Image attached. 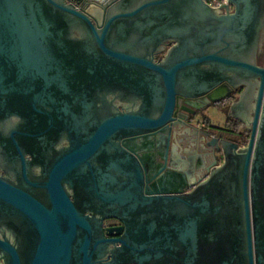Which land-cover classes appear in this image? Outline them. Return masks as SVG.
Listing matches in <instances>:
<instances>
[{
  "label": "water",
  "instance_id": "95a60500",
  "mask_svg": "<svg viewBox=\"0 0 264 264\" xmlns=\"http://www.w3.org/2000/svg\"><path fill=\"white\" fill-rule=\"evenodd\" d=\"M219 11L204 0H118L98 30L64 0H0V99L9 108L16 97L25 108L31 90L54 96L96 75L82 62L98 58L91 50L125 61L143 101L63 155L47 205L0 179V208L21 212L38 234L24 260L0 242L4 264H264V0H227ZM166 41L176 45L157 64ZM65 59L73 60L68 68ZM101 65L98 73L109 75L110 63ZM239 86L228 117L246 126L247 145L212 139L211 163L181 168L169 142L175 97L216 103ZM252 96L251 119L235 116ZM165 131V145L150 142ZM75 187L79 198L69 195ZM112 220L118 225H105Z\"/></svg>",
  "mask_w": 264,
  "mask_h": 264
},
{
  "label": "flooded vegetation",
  "instance_id": "af4514ba",
  "mask_svg": "<svg viewBox=\"0 0 264 264\" xmlns=\"http://www.w3.org/2000/svg\"><path fill=\"white\" fill-rule=\"evenodd\" d=\"M67 5L89 16L92 24L100 30L108 12L118 0H64ZM220 10L219 13H224ZM110 33V39L114 38ZM79 39L81 35L74 33ZM176 45L175 41H166L163 50L153 55L155 63L159 64L165 58L168 49ZM123 52L111 50L112 53ZM85 54L98 57L86 58L82 62H91V68L97 72L92 77H81V82L66 84L60 91L45 90L43 96H38L36 90H31L27 106L20 107L18 97L11 100V108L5 99H0V179L12 186L17 192L32 198L42 205L48 204V181L51 169L61 160L63 155L73 146L82 144L84 139L93 135L99 124L110 119L115 114H125L137 111L142 104L130 89V67L126 62L100 59L105 56L99 50L86 51ZM73 60L65 59V68L70 67ZM109 75L98 73L106 70ZM123 63V64H122ZM258 65H264V47L258 57ZM80 68H85L80 66ZM244 87L229 89L224 97L212 103L208 96L196 99L182 96L175 97L176 138L170 139V145L176 150L183 163L194 168L200 162L213 161L209 150L213 148L212 139H226L245 147L249 141L250 132L240 121L228 117L230 106L237 101ZM212 96L218 97L222 94ZM41 94V93H38ZM254 96L245 107L246 112L236 111L237 117H252ZM11 109L10 112H6ZM217 123H213L210 113ZM184 118L187 123L179 122ZM177 133L184 136L179 137ZM169 132L165 131L158 137H151V143L166 144ZM165 137V138H164ZM243 140L246 141L243 144ZM218 164L221 158L217 156ZM97 167L96 160L92 162ZM94 172V169H92ZM82 190L79 187L69 190L71 198H79ZM105 225H118L117 221H108ZM38 234L25 215L19 211L0 208V242L13 247L21 260L26 259L27 251L36 246ZM105 238L106 235H105ZM5 253L0 244V264L5 263Z\"/></svg>",
  "mask_w": 264,
  "mask_h": 264
},
{
  "label": "built area",
  "instance_id": "2783aa9c",
  "mask_svg": "<svg viewBox=\"0 0 264 264\" xmlns=\"http://www.w3.org/2000/svg\"><path fill=\"white\" fill-rule=\"evenodd\" d=\"M205 3L213 9L224 10L227 0H204Z\"/></svg>",
  "mask_w": 264,
  "mask_h": 264
},
{
  "label": "rangeland",
  "instance_id": "374dc122",
  "mask_svg": "<svg viewBox=\"0 0 264 264\" xmlns=\"http://www.w3.org/2000/svg\"><path fill=\"white\" fill-rule=\"evenodd\" d=\"M213 115H214V114H213ZM213 115H212V112H211V113H210V116H212V117H211V119L213 120V123H215V124H216V123H217V121H216V119H214Z\"/></svg>",
  "mask_w": 264,
  "mask_h": 264
},
{
  "label": "trees",
  "instance_id": "16d2710c",
  "mask_svg": "<svg viewBox=\"0 0 264 264\" xmlns=\"http://www.w3.org/2000/svg\"><path fill=\"white\" fill-rule=\"evenodd\" d=\"M242 142H243V144H245V143H246V141H245V140H243Z\"/></svg>",
  "mask_w": 264,
  "mask_h": 264
}]
</instances>
